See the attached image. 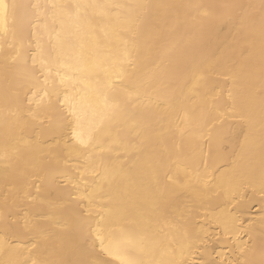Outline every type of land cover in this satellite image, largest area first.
I'll list each match as a JSON object with an SVG mask.
<instances>
[{"label":"bare ground","instance_id":"6f19581e","mask_svg":"<svg viewBox=\"0 0 264 264\" xmlns=\"http://www.w3.org/2000/svg\"><path fill=\"white\" fill-rule=\"evenodd\" d=\"M0 264H264V0H0Z\"/></svg>","mask_w":264,"mask_h":264},{"label":"rangeland","instance_id":"374dc122","mask_svg":"<svg viewBox=\"0 0 264 264\" xmlns=\"http://www.w3.org/2000/svg\"><path fill=\"white\" fill-rule=\"evenodd\" d=\"M256 208L253 209V211L255 212Z\"/></svg>","mask_w":264,"mask_h":264}]
</instances>
